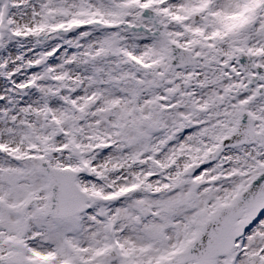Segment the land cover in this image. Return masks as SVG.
<instances>
[{"label":"snow or ice","instance_id":"snow-or-ice-1","mask_svg":"<svg viewBox=\"0 0 264 264\" xmlns=\"http://www.w3.org/2000/svg\"><path fill=\"white\" fill-rule=\"evenodd\" d=\"M0 264H264V0H0Z\"/></svg>","mask_w":264,"mask_h":264}]
</instances>
